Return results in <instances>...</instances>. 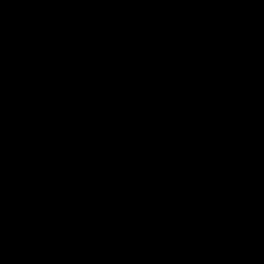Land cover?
Masks as SVG:
<instances>
[{"label":"water","instance_id":"obj_1","mask_svg":"<svg viewBox=\"0 0 264 264\" xmlns=\"http://www.w3.org/2000/svg\"><path fill=\"white\" fill-rule=\"evenodd\" d=\"M0 264H264V0H0Z\"/></svg>","mask_w":264,"mask_h":264}]
</instances>
